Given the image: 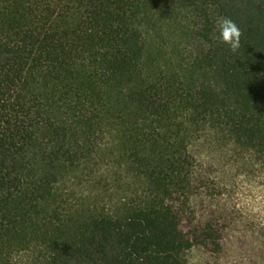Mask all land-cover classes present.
Here are the masks:
<instances>
[{"label": "trees", "instance_id": "obj_1", "mask_svg": "<svg viewBox=\"0 0 264 264\" xmlns=\"http://www.w3.org/2000/svg\"><path fill=\"white\" fill-rule=\"evenodd\" d=\"M194 247L264 264V0H0V264Z\"/></svg>", "mask_w": 264, "mask_h": 264}, {"label": "clouds", "instance_id": "obj_2", "mask_svg": "<svg viewBox=\"0 0 264 264\" xmlns=\"http://www.w3.org/2000/svg\"><path fill=\"white\" fill-rule=\"evenodd\" d=\"M215 27L219 33L218 40L221 44L227 45L232 53H237L241 47L242 32L238 25L230 18L217 16Z\"/></svg>", "mask_w": 264, "mask_h": 264}, {"label": "rangeland", "instance_id": "obj_3", "mask_svg": "<svg viewBox=\"0 0 264 264\" xmlns=\"http://www.w3.org/2000/svg\"><path fill=\"white\" fill-rule=\"evenodd\" d=\"M186 257L190 264H209L202 256L197 247L192 248L186 252Z\"/></svg>", "mask_w": 264, "mask_h": 264}]
</instances>
